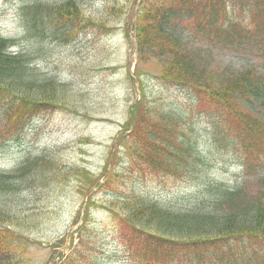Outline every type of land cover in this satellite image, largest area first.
<instances>
[{"label":"trees","instance_id":"16d2710c","mask_svg":"<svg viewBox=\"0 0 264 264\" xmlns=\"http://www.w3.org/2000/svg\"><path fill=\"white\" fill-rule=\"evenodd\" d=\"M75 3L31 1L22 16L26 31L69 42L74 30L68 22L60 23L65 14L77 17ZM137 6L136 57L153 61L152 80L172 88L173 96L164 104L149 98L139 83L140 96L129 107L116 136L110 171L83 182L102 188L110 178L111 185L122 161L129 170L133 167L152 176L181 178L187 173L192 186L199 188L200 194L190 205L177 209L141 193H110V200L122 206H108L105 201L104 207L115 217L128 260L131 255L137 264H264V170L257 169L264 162V120L259 116L264 112V0H139ZM185 30L204 44L220 43L251 54L256 64L233 71L212 66L205 58L212 52L190 45ZM14 45L13 38L0 36V144L14 140L19 147L37 115L61 109V83L38 71L31 49L10 51ZM137 68L136 63L129 76L132 83L133 76L141 79ZM180 97L193 110L208 115L199 139L184 131L186 110L174 104ZM133 135L137 140L131 139ZM223 153L245 175L254 171L262 175L254 191L202 174V156L221 158ZM58 171L59 162L49 150L27 152L14 169L0 170V196L31 189L36 181L57 176ZM103 174L106 179L99 181ZM94 207L98 206L88 194L78 230L89 222ZM2 225L0 219V264H23L8 244L14 233ZM132 243L137 249L130 248Z\"/></svg>","mask_w":264,"mask_h":264},{"label":"rangeland","instance_id":"374dc122","mask_svg":"<svg viewBox=\"0 0 264 264\" xmlns=\"http://www.w3.org/2000/svg\"><path fill=\"white\" fill-rule=\"evenodd\" d=\"M31 1L0 0V36L15 40L10 51L31 49L38 71L60 81L58 97L62 106L52 113L37 115L19 147L14 140L0 144V170L14 169L27 152L49 150L59 162V171L57 176L39 179L31 189L0 196V211L5 213L0 215L4 220L2 227L8 226L14 233L8 244L23 264H137L131 255L128 260L129 251L119 241L121 234L115 217L104 207L105 201L108 206H122L120 201L110 200V193H141L170 209L188 206L200 194L187 173L181 178L152 176L133 167L129 170L122 161L117 167L119 176L113 177L111 185L110 178L104 180L106 173L99 179L104 180L102 188H90L89 181L83 182L85 178L96 179L104 170L110 171L108 161L116 149V136L129 107L140 96L139 83L149 98L164 104H169L173 96L172 88L152 80L156 72L153 61L138 60L133 55L129 40L134 41L136 13L130 20L129 16L139 0H75L77 17L70 19V13L65 14L60 23L65 26L68 22L74 30L75 36L66 43L26 31L22 16L24 6ZM183 33L190 45L212 52L210 57L205 56L212 66L233 71L256 64V57L251 54L222 47L220 43L204 44L189 30ZM133 58L142 75L141 79L133 76L132 83L129 76L133 75ZM178 96L177 91L175 98ZM180 99L174 104L180 105L182 112L186 110L184 131L199 139L205 132L208 115L193 110L191 104ZM164 108L168 110L169 106ZM259 116L264 120V112ZM130 137L137 140L135 135ZM202 157L203 175L216 176L230 186L241 184L250 192L260 185L256 181L262 176L260 173L245 175L225 153L221 158ZM261 157L264 161V149ZM84 169L89 174L81 175ZM257 169L264 170V162ZM88 194L98 207L91 209L89 222L78 230ZM129 246L137 249L133 243Z\"/></svg>","mask_w":264,"mask_h":264},{"label":"water","instance_id":"95a60500","mask_svg":"<svg viewBox=\"0 0 264 264\" xmlns=\"http://www.w3.org/2000/svg\"><path fill=\"white\" fill-rule=\"evenodd\" d=\"M136 4L131 8V11H130V16H129V20L132 18V16L135 14V11H136ZM131 45H132V52H133V55L135 56V52H136V45H135V42L133 40H129ZM135 58L132 59V61H134Z\"/></svg>","mask_w":264,"mask_h":264}]
</instances>
